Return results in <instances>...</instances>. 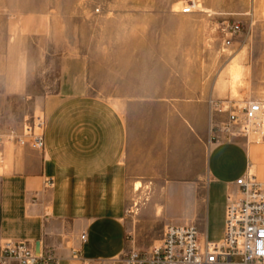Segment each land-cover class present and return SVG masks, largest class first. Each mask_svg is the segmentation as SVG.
Segmentation results:
<instances>
[{
	"label": "rangeland",
	"instance_id": "rangeland-1",
	"mask_svg": "<svg viewBox=\"0 0 264 264\" xmlns=\"http://www.w3.org/2000/svg\"><path fill=\"white\" fill-rule=\"evenodd\" d=\"M230 23L240 31L225 46ZM209 99L264 106V0H0V129L123 118L136 250L159 245L167 214L182 216L166 181L192 178L200 208ZM137 180L144 189L134 193Z\"/></svg>",
	"mask_w": 264,
	"mask_h": 264
},
{
	"label": "crops",
	"instance_id": "crops-1",
	"mask_svg": "<svg viewBox=\"0 0 264 264\" xmlns=\"http://www.w3.org/2000/svg\"><path fill=\"white\" fill-rule=\"evenodd\" d=\"M127 133L121 117H56L45 121L42 150L2 144L0 243L26 241L36 251L50 249L57 264H118V256L136 249L127 225ZM246 173L264 183V142H209L200 208L192 178L166 181V200H183V212L176 219L167 214L164 226L194 224L202 238L219 241L225 196L236 192V179ZM47 178L53 180L50 188L44 186Z\"/></svg>",
	"mask_w": 264,
	"mask_h": 264
},
{
	"label": "built area",
	"instance_id": "built-area-1",
	"mask_svg": "<svg viewBox=\"0 0 264 264\" xmlns=\"http://www.w3.org/2000/svg\"><path fill=\"white\" fill-rule=\"evenodd\" d=\"M186 4L182 14L193 12ZM240 31L237 23L221 29L222 45L230 46ZM210 111L209 142H231L242 139L249 143L254 136H262L264 106L260 101H248L242 106L235 101L208 100ZM252 141V140H251ZM44 148V122L33 118L17 131L13 127L0 129V146ZM53 180L47 178L44 186L50 188ZM237 190L225 196L223 236L211 242L202 238L194 224L163 226L160 243L148 251L130 249L116 259L118 264H264V183L246 173L235 181ZM85 241V234L80 235ZM0 264H57L50 249L36 251L26 241L0 243ZM83 264H92L83 262Z\"/></svg>",
	"mask_w": 264,
	"mask_h": 264
},
{
	"label": "bare ground",
	"instance_id": "bare-ground-1",
	"mask_svg": "<svg viewBox=\"0 0 264 264\" xmlns=\"http://www.w3.org/2000/svg\"><path fill=\"white\" fill-rule=\"evenodd\" d=\"M194 6H195V3H193V7L192 8H194ZM229 71L231 73H235L236 74L237 71H238V69L235 66H231L230 69H229ZM263 125H264V115H263V118H262V126ZM250 140H258V136H254V138H252ZM142 186H143V184L140 181H136L133 184L132 188H133L134 192H139V190L142 188Z\"/></svg>",
	"mask_w": 264,
	"mask_h": 264
}]
</instances>
